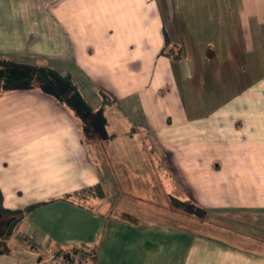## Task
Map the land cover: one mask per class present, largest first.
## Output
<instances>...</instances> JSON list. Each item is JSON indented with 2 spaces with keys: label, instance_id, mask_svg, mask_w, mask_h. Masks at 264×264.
Wrapping results in <instances>:
<instances>
[{
  "label": "crops",
  "instance_id": "0c3cea01",
  "mask_svg": "<svg viewBox=\"0 0 264 264\" xmlns=\"http://www.w3.org/2000/svg\"><path fill=\"white\" fill-rule=\"evenodd\" d=\"M0 59L70 74L102 120L0 91L2 206L41 203L0 264H264V0H0Z\"/></svg>",
  "mask_w": 264,
  "mask_h": 264
},
{
  "label": "trees",
  "instance_id": "16d2710c",
  "mask_svg": "<svg viewBox=\"0 0 264 264\" xmlns=\"http://www.w3.org/2000/svg\"><path fill=\"white\" fill-rule=\"evenodd\" d=\"M169 43L166 42V45ZM180 52L174 56L175 59L180 57ZM2 67H0V91H14V90H30L38 88L45 94L55 98L57 101L65 104L74 113L82 119L87 120L90 117V129L93 132H99L101 127V118L92 114V110L83 99L79 92L78 86L72 80L70 74H60L53 68L48 66H32L12 61L1 60ZM102 98H106L104 93H100ZM91 117L93 119H91ZM103 197L102 189L99 185L87 187L79 191L66 194L63 198L65 200L85 201L89 198ZM174 206L185 214L191 217L205 221L207 218V211L189 201L172 200ZM39 204L27 205L22 209H6L2 206V195L0 192V254L9 252L6 245V240L11 236L16 226L24 219L29 212H31ZM123 218L131 219L128 215H122ZM76 252V251H75ZM94 253L91 256V261L94 262ZM92 262V264H94Z\"/></svg>",
  "mask_w": 264,
  "mask_h": 264
},
{
  "label": "rangeland",
  "instance_id": "374dc122",
  "mask_svg": "<svg viewBox=\"0 0 264 264\" xmlns=\"http://www.w3.org/2000/svg\"><path fill=\"white\" fill-rule=\"evenodd\" d=\"M0 67H2V62H0ZM62 72H64V71H62ZM76 75L77 74L75 73L74 79L77 80L79 82V84L81 85L82 92H83L82 94L84 95V97L86 96V99L88 100L90 105L93 106V108H95V106H96L95 100L99 99L98 94H96L95 92H92V91L89 92V90H88L89 84L85 80H83L81 77L76 76ZM83 81H85L86 86L83 85ZM80 85H79V87H80ZM81 87H80V89H81ZM88 106H89V104H88ZM94 116H96V115H94ZM76 117L79 118L80 120H83L78 115H76ZM88 118L89 119L86 120V124H87V127L90 128L89 125L91 124L92 120L90 122V117H88ZM91 119H93V118L91 117ZM86 124H84V125H86ZM169 207H171L175 210H180L174 206V203L172 200L170 201ZM53 255L56 257V260H57L56 264H89V261L91 260L92 252H87L84 249L78 248V249H69L66 251L55 252Z\"/></svg>",
  "mask_w": 264,
  "mask_h": 264
},
{
  "label": "built area",
  "instance_id": "2783aa9c",
  "mask_svg": "<svg viewBox=\"0 0 264 264\" xmlns=\"http://www.w3.org/2000/svg\"><path fill=\"white\" fill-rule=\"evenodd\" d=\"M50 258H51V259H55L56 257L52 254V255L50 256Z\"/></svg>",
  "mask_w": 264,
  "mask_h": 264
}]
</instances>
